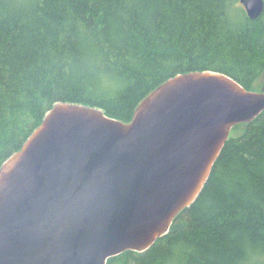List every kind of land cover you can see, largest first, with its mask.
I'll list each match as a JSON object with an SVG mask.
<instances>
[{"label": "trees", "instance_id": "trees-1", "mask_svg": "<svg viewBox=\"0 0 264 264\" xmlns=\"http://www.w3.org/2000/svg\"><path fill=\"white\" fill-rule=\"evenodd\" d=\"M196 71L255 89L264 8L250 19L240 0H0V166L56 103L128 123L157 86ZM106 264H264V111L231 127L167 233Z\"/></svg>", "mask_w": 264, "mask_h": 264}, {"label": "water", "instance_id": "water-1", "mask_svg": "<svg viewBox=\"0 0 264 264\" xmlns=\"http://www.w3.org/2000/svg\"><path fill=\"white\" fill-rule=\"evenodd\" d=\"M263 111L264 85L215 71L165 80L128 123L54 104L0 166V264H106L149 248L196 199L231 127Z\"/></svg>", "mask_w": 264, "mask_h": 264}, {"label": "rangeland", "instance_id": "rangeland-1", "mask_svg": "<svg viewBox=\"0 0 264 264\" xmlns=\"http://www.w3.org/2000/svg\"><path fill=\"white\" fill-rule=\"evenodd\" d=\"M264 85V71L260 74V76L256 79L255 83H254V88L253 90H256V88H258L257 90H261L262 87Z\"/></svg>", "mask_w": 264, "mask_h": 264}]
</instances>
